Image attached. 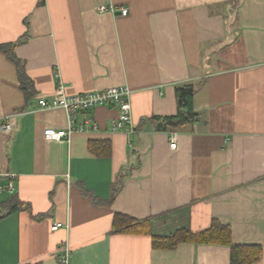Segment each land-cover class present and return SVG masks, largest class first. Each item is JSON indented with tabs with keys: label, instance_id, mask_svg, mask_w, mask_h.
<instances>
[{
	"label": "crops",
	"instance_id": "obj_1",
	"mask_svg": "<svg viewBox=\"0 0 264 264\" xmlns=\"http://www.w3.org/2000/svg\"><path fill=\"white\" fill-rule=\"evenodd\" d=\"M58 82L127 85L134 131L97 105L80 117L98 129L46 138L66 127L64 109L37 102ZM185 82L200 85L195 119L157 128ZM0 185L3 206L24 203L0 218V264H57L66 239L71 264H231L226 243H153L213 219L264 264V0H0ZM115 213L146 220L112 230Z\"/></svg>",
	"mask_w": 264,
	"mask_h": 264
},
{
	"label": "built area",
	"instance_id": "obj_2",
	"mask_svg": "<svg viewBox=\"0 0 264 264\" xmlns=\"http://www.w3.org/2000/svg\"><path fill=\"white\" fill-rule=\"evenodd\" d=\"M96 11L104 12L110 11L112 13L119 12L125 15L127 7L124 5L115 6L113 4H98L95 6ZM131 89L127 85H113L103 89L86 90L75 93H67L61 82H58L53 95L49 98L39 97L37 102L39 107L51 108L60 107L66 113V127L64 129H54L47 127L44 129V135L48 139L60 140L69 139L70 135L75 131H92L98 129V124L92 119L91 116L85 115L80 117V114L85 113L97 105L115 106L118 110L117 121L113 123V129L124 127L125 131L133 132L134 124L131 113L130 104ZM1 128L9 130L11 123L8 120V115L1 117ZM169 143L171 147H175L176 141L174 136H169ZM3 186L0 185V191ZM7 188L9 191L13 189L11 182L8 183ZM59 227H68V223L56 221L51 224V229ZM56 255L57 264H71V250L68 240L62 242L58 247Z\"/></svg>",
	"mask_w": 264,
	"mask_h": 264
},
{
	"label": "trees",
	"instance_id": "obj_3",
	"mask_svg": "<svg viewBox=\"0 0 264 264\" xmlns=\"http://www.w3.org/2000/svg\"><path fill=\"white\" fill-rule=\"evenodd\" d=\"M9 57L14 61L17 67V72L20 77L21 83L23 85H30L31 80L25 73L23 65L13 54L9 53ZM199 86L200 85H194L191 82L177 84L175 86L177 106L176 112L173 115L156 117L157 128L166 129L168 127L178 126L195 119L196 113L192 108V97ZM3 205L4 204L0 202V218L4 215V213L17 209L22 205L24 206V203L16 198L14 199V201L10 200L7 205ZM3 209H6V211L3 212ZM145 220L146 219L139 220L127 215H123L121 213H115L112 220V230H119L120 228L128 229V227L141 222H145ZM179 240L226 243L230 247L231 264H251L253 261L259 258L261 250V246L259 244H241L231 242L229 226L219 222L216 219H213L210 226L204 230L192 232L189 230L181 229L176 231L169 237L153 238V243L157 245H173Z\"/></svg>",
	"mask_w": 264,
	"mask_h": 264
}]
</instances>
